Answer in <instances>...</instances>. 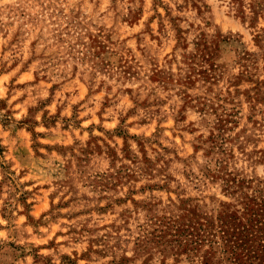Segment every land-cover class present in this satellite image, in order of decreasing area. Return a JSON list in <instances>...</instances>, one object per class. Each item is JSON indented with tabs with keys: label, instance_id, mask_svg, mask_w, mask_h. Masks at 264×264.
<instances>
[{
	"label": "rangeland",
	"instance_id": "1",
	"mask_svg": "<svg viewBox=\"0 0 264 264\" xmlns=\"http://www.w3.org/2000/svg\"><path fill=\"white\" fill-rule=\"evenodd\" d=\"M0 264H264V0H0Z\"/></svg>",
	"mask_w": 264,
	"mask_h": 264
}]
</instances>
